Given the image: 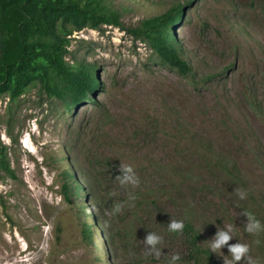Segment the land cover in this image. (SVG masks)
Listing matches in <instances>:
<instances>
[{
    "label": "rangeland",
    "instance_id": "rangeland-1",
    "mask_svg": "<svg viewBox=\"0 0 264 264\" xmlns=\"http://www.w3.org/2000/svg\"><path fill=\"white\" fill-rule=\"evenodd\" d=\"M174 1L190 3L174 37L195 80L162 63L137 29ZM104 3L123 26L73 31L66 55L97 67L92 99L67 109L31 87L15 103L12 143L0 96V138L16 175L0 180V264H167L176 253L178 264H232L228 245L238 241L264 264V232H245L243 212L264 220V0ZM120 163L132 166L138 187L119 184ZM62 169L85 183L86 198L64 197ZM127 191L136 201L112 215ZM171 219L190 222L195 247L168 230ZM228 225L234 236L211 251ZM150 231L163 238L159 258L147 255Z\"/></svg>",
    "mask_w": 264,
    "mask_h": 264
},
{
    "label": "trees",
    "instance_id": "trees-1",
    "mask_svg": "<svg viewBox=\"0 0 264 264\" xmlns=\"http://www.w3.org/2000/svg\"><path fill=\"white\" fill-rule=\"evenodd\" d=\"M189 5L188 1L171 2L159 13L144 18L137 29L162 63L195 80L193 67L174 37V30ZM102 23L123 26L118 11L104 0H0V96L8 97L4 124L12 143L16 140L11 130L15 103L31 87L47 98L62 101L67 109L92 99L100 86L97 67L70 63L66 55L73 31L84 27L98 29ZM8 150L9 145L0 138L2 181L6 177L16 178ZM60 174L61 191L67 200L76 194L87 197L83 194V181L78 182L68 169H62ZM1 206L6 211L4 202ZM261 222L264 224V220ZM80 231L82 239L90 242L86 221ZM182 233L195 247L198 233L190 222H185ZM204 254L213 263L211 255Z\"/></svg>",
    "mask_w": 264,
    "mask_h": 264
},
{
    "label": "clouds",
    "instance_id": "clouds-1",
    "mask_svg": "<svg viewBox=\"0 0 264 264\" xmlns=\"http://www.w3.org/2000/svg\"><path fill=\"white\" fill-rule=\"evenodd\" d=\"M119 173L116 176V179L119 181V184L123 187L131 186L133 189L138 187L139 179L135 175L131 165L120 163L118 166ZM237 196L240 200L244 199L247 196L246 190L235 189ZM137 196L134 191H127V198L125 201L115 202L112 206V215L121 213L125 204L132 206L136 201ZM244 214L248 217L249 222L244 226L245 232L249 234L260 233L264 231V224L261 223L259 219L255 218L254 213L248 210H243ZM167 228L170 232H182L185 228L184 220L171 219L167 224ZM233 228L231 225H228L226 229H219L215 235V238L211 240L210 250L216 252L217 250L221 251V246L226 244L229 239L233 237ZM162 236L158 235L156 232L150 231L144 238L143 241L146 245H151L152 248L148 249L147 255H152L156 258H159L162 255V249L157 247L162 241ZM259 243V241H256ZM228 252L231 255L232 264H236L237 261H241L244 258V261L247 264H261V261L256 258L254 259L250 255V246L247 243L236 242L228 245ZM167 264H178L181 261V256L176 253L171 255L170 258H166ZM243 261V262H244ZM242 262V264H243Z\"/></svg>",
    "mask_w": 264,
    "mask_h": 264
}]
</instances>
